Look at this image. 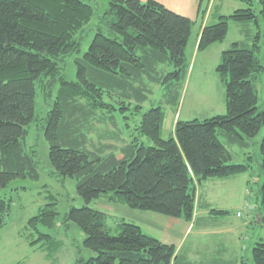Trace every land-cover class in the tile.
<instances>
[{
  "label": "trees",
  "instance_id": "1",
  "mask_svg": "<svg viewBox=\"0 0 264 264\" xmlns=\"http://www.w3.org/2000/svg\"><path fill=\"white\" fill-rule=\"evenodd\" d=\"M240 1L246 8L203 26L196 44L203 51L223 42L230 23L247 27V39L224 50L216 67L225 88L226 113L177 120L163 139L161 106L142 108L151 93L149 84L184 79L191 19L158 0H110L106 31L99 29L79 56L76 36L93 14L85 0H0V187L16 179H39L36 152L26 147L27 128L35 118L37 91L51 98L58 86L43 130L53 173L75 180L86 204L71 208L64 218L77 225L84 248L93 253L83 264H173L176 256L173 245L143 233L136 224L122 221L118 234H111L107 216L87 206L92 200L104 197L131 210L191 222L201 208L198 191L205 181L249 170L248 164L231 162L226 145L245 148L264 126L256 88L264 72V0H258V11L253 0ZM260 50L261 59L256 55ZM71 55L79 56L74 59L75 81H68L59 66ZM117 111L123 114L128 140L115 132ZM125 112L139 117L133 126ZM258 149L263 183L257 207L264 222V136ZM8 207L0 199V227ZM209 210L215 217L229 214ZM57 217L46 206L28 221L40 234L31 244L42 236L51 239L38 227L53 229ZM239 264H264V243L252 246L251 261Z\"/></svg>",
  "mask_w": 264,
  "mask_h": 264
},
{
  "label": "rangeland",
  "instance_id": "2",
  "mask_svg": "<svg viewBox=\"0 0 264 264\" xmlns=\"http://www.w3.org/2000/svg\"><path fill=\"white\" fill-rule=\"evenodd\" d=\"M93 9L89 23L76 39L81 43V56L88 48L95 33L100 29L105 32V21L110 0H85ZM145 2L146 0H140ZM168 9L186 16L194 22L191 34L185 49V63L187 71L182 81L169 79L161 85L149 84L151 93L143 104L142 112L150 107L161 106L163 121L161 137L167 139L173 130L177 120L191 121L204 120L216 115H224L226 107L224 102L225 88L216 73V67L220 63L221 52L228 50L236 41L247 39L246 26L230 23L227 36L223 42L214 44L209 48L198 51L196 49L197 38L202 24H215L220 16L232 14L235 10L246 8L240 0H162ZM253 8L258 11V0H253ZM255 32V28L249 26ZM248 41V40H246ZM263 51L256 53L261 59ZM78 55H71L59 63L62 74L68 81L76 80V66L74 59ZM78 56V57H79ZM173 69L170 68L169 72ZM53 89L52 97L46 98L39 90L35 98V118L27 128L26 147L36 152L39 162V179H16L7 187H0V199L8 204V213L5 222L0 227V264H83L93 255L84 248V235L77 225L64 222V218L71 208L85 206L84 200L76 190V181L71 178H62L53 173L48 158V143L44 137V122L48 110L53 104L56 90ZM258 95V107L264 111V72L259 76L256 84ZM134 108V104L131 105ZM118 125L116 133L128 140L129 130L126 128L123 114L115 112ZM128 124L133 126L139 117L128 114ZM264 136V126L261 127L257 136L248 140L245 148L237 145L227 146L235 164H248L249 170L241 175L229 179L207 180L201 192L205 191L208 200L215 206H227L229 214L218 217L216 226L220 229L233 228L240 231L242 252L238 255L244 260L251 261V248L257 242L264 243V222L258 211V191L263 183L258 165V142ZM224 144L223 138H219ZM117 145L120 146L118 143ZM52 207L58 214L57 222L53 229L39 226L42 234L51 236L49 241L42 236L40 242L31 244L40 237L34 229L29 228L28 221L46 207ZM87 206L100 211L107 216V225L111 234H118L119 224L129 222L140 227L143 233L154 238H160L165 243L170 235L164 225L158 221L153 222V217L181 221L183 219L169 218L151 212L131 210L122 203H108L104 197L92 200ZM250 206V207H248ZM247 208V209H245ZM240 212V217H237ZM237 214V215H236ZM162 221V220H161ZM162 221L163 223H165ZM204 224L196 223L195 229ZM216 230L219 228L214 227ZM159 240V239H158ZM210 244V240H206Z\"/></svg>",
  "mask_w": 264,
  "mask_h": 264
},
{
  "label": "crops",
  "instance_id": "3",
  "mask_svg": "<svg viewBox=\"0 0 264 264\" xmlns=\"http://www.w3.org/2000/svg\"><path fill=\"white\" fill-rule=\"evenodd\" d=\"M158 1L168 7L162 0ZM205 25L203 23L202 27ZM205 185L206 183H203L198 191V206L201 208L195 210L191 225L181 221L170 223V219L164 221V219L158 220L157 217H153V222L159 221L170 235V239L165 244L176 248L173 264H239L244 259L238 256L242 252L240 231L233 228L220 229L223 226H216L218 217H215L209 208L224 211H228L229 208L215 206L210 202L207 193L201 192ZM196 223H202L204 226L195 229ZM206 240H210L211 243L207 244Z\"/></svg>",
  "mask_w": 264,
  "mask_h": 264
}]
</instances>
